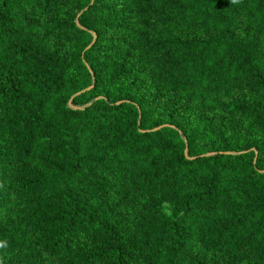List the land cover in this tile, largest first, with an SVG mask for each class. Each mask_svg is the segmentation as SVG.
Returning a JSON list of instances; mask_svg holds the SVG:
<instances>
[{
  "label": "trees",
  "instance_id": "16d2710c",
  "mask_svg": "<svg viewBox=\"0 0 264 264\" xmlns=\"http://www.w3.org/2000/svg\"><path fill=\"white\" fill-rule=\"evenodd\" d=\"M0 264H264V0H0Z\"/></svg>",
  "mask_w": 264,
  "mask_h": 264
}]
</instances>
